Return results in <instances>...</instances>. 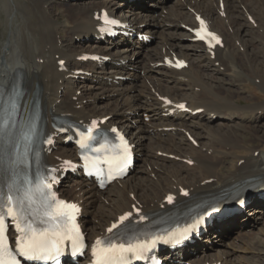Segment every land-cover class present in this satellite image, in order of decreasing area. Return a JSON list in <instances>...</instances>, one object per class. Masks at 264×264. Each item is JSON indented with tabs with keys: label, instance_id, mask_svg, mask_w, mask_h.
I'll use <instances>...</instances> for the list:
<instances>
[{
	"label": "bare ground",
	"instance_id": "6f19581e",
	"mask_svg": "<svg viewBox=\"0 0 264 264\" xmlns=\"http://www.w3.org/2000/svg\"><path fill=\"white\" fill-rule=\"evenodd\" d=\"M145 2L0 0V88L8 89L22 78L24 103L29 108L31 98L37 96L49 134H60L53 122L55 116L81 123L98 119L105 125L120 126L136 143L139 162L125 179L102 189L77 172L75 185L64 183L59 189L63 197L83 205L82 223L89 239L106 235L107 228L120 215L132 212L135 205L149 220L174 216L165 202L169 194H175L176 203L186 208L199 202L222 204L247 188L253 192L250 207L255 217L241 220L243 229L237 236L248 254L244 263L232 258L236 250L233 242L225 244L234 247L232 252L194 254L200 247L209 249L208 239H228L243 211L214 218L201 234L207 239L195 237L193 244L170 253L172 264H258L264 260V229L260 228L262 235L255 236L251 227L262 219L260 213L264 215V132L248 129L259 142L247 147L240 124L214 123L213 118L264 119V101L243 105L238 86L229 84L231 80L234 84L254 81L264 96V0H153L151 5L160 10H147ZM124 7L136 15V23L128 20L133 31L159 36L155 45H145L138 37L101 38L102 23L95 16L102 9L122 14ZM152 10L154 15L143 18ZM196 13L204 15L223 37L224 46L216 47L214 58L205 46L189 40L195 34L182 26H197ZM93 53L113 56L115 61L107 65L80 60ZM174 56L186 59L188 67L177 70L157 65ZM61 60H65L64 66ZM81 68L93 71L94 76L80 81L69 75ZM118 75L132 80L116 83ZM183 101L191 112L176 108ZM198 108H203L207 118L193 115ZM144 115L153 117L155 123L145 124ZM168 127L175 131L163 133ZM184 130L195 136L196 144ZM68 135H59L56 147L47 155L48 162L60 171L66 158L77 155L75 146L65 142ZM145 140L155 148L147 147ZM170 154L191 164L178 163ZM143 166L147 175L140 173ZM184 189L189 190L186 196L181 194ZM88 260L86 257L79 264H88Z\"/></svg>",
	"mask_w": 264,
	"mask_h": 264
},
{
	"label": "snow or ice",
	"instance_id": "6c2138e0",
	"mask_svg": "<svg viewBox=\"0 0 264 264\" xmlns=\"http://www.w3.org/2000/svg\"><path fill=\"white\" fill-rule=\"evenodd\" d=\"M201 24H204L202 20ZM198 35H200V33H198ZM205 35L219 42V38L215 37L213 33L205 32ZM205 35H200V38L204 39ZM178 66H182V62H178ZM180 107H183V105ZM185 195H187V193H185ZM52 199L55 200V196H53ZM168 199L169 202L172 201L171 196ZM9 200H11V197H9ZM22 211L23 208H21V212ZM75 211H78L76 205L69 204L63 200L58 202L54 210H46L45 215L49 216L51 221L54 222V228L57 229L55 231L51 229L34 228L30 222L26 223L25 227H20V225L17 224L18 230L23 233V236L16 241V248L18 249L19 255L29 259H54L53 253L58 255L61 251V247L59 243L52 240V237L60 235L58 229L61 226V222H63L65 227L68 226L69 222H74ZM8 214L16 215L12 207L8 208ZM129 216H131V213L121 216L120 221L123 222L127 220ZM112 227L115 228L117 225L113 224ZM68 231L76 233L75 238L72 236L68 237L75 243L76 239L79 238L78 227L74 223H71V227ZM109 231H111V229H109ZM62 238L63 237H61V239ZM100 243L101 241H97L98 245ZM139 249L140 246L125 247L124 245H110L107 248L98 249L97 264H124V254L128 252H135L138 254ZM0 264H20V260L17 258L16 253L7 242L5 236L4 213L2 210H0Z\"/></svg>",
	"mask_w": 264,
	"mask_h": 264
},
{
	"label": "rangeland",
	"instance_id": "374dc122",
	"mask_svg": "<svg viewBox=\"0 0 264 264\" xmlns=\"http://www.w3.org/2000/svg\"><path fill=\"white\" fill-rule=\"evenodd\" d=\"M88 1V0H87ZM176 1V0H175ZM153 3V0H146V2H145V5H146V7H147V10L149 9H153V10H160V8H158L157 6H155V5H151ZM171 5V4H170ZM123 6V5H122ZM124 10H125V15H127V18H129L130 20V22H132V23H136V15H134L133 14V11H130V9L128 8V7H124ZM152 10V11H153ZM154 15V11L153 12H150V13H146V14H143L142 16H143V18L144 17H146V15ZM134 15V16H133ZM152 17V16H151ZM134 19V20H133ZM147 21H148V23L150 22L149 20H150V17H148L147 16ZM154 34H151V37H150V40L149 41H146V44H150V45H155L156 43H157V41L159 40V36L157 37V35H154ZM184 42H187L188 43V40H186V39H184L183 40ZM93 45L94 46H96V44L95 43H93ZM141 47V46H140ZM140 47H138V49H141ZM122 49V48H121ZM149 51V50H148ZM123 55V53L121 54V56ZM118 57H120V56H118ZM118 57H117V59H118ZM161 65V64H160ZM221 68V73L222 74H225V69H224V67L222 66V67H220ZM99 74H101V73H99ZM88 77H93V76H88ZM87 77H85V78H81V77H79V78H77V80L79 79L80 81H83V80H85ZM132 80V78H131V76L129 77L128 75L127 76H125L124 77V79L122 80V82H124L125 84H127L128 82H130ZM96 81V80H95ZM94 81V82H95ZM232 81V80H231ZM231 81H229L230 83V86L232 87V88H234V87H237L238 86V88H239V92L241 93V96H243V99L240 101V103L241 104H243V105H245V104H248V103H251L252 101L253 102H263L264 101V96H262V94H261V90H260V88H259V86L257 85V84H253V82L254 81H250V82H248V83H231ZM257 82H258V80H257ZM117 83V82H116ZM234 85H236V86H234ZM79 93H81V90L79 91ZM103 101H101V103H103L104 101H105V98L104 99H102ZM198 117H204L205 116V118H207V116H206V114H203V113H200V114H198L197 115ZM221 117V118H220ZM248 118H243V119H240V118H237L236 119V117H234V119L232 120L231 118H224V117H222L221 115L220 116H218V118L216 119V118H213V122L214 123H229V124H232V123H234V122H236L237 124H240L241 126H246V127H241L240 126V128H241V130L242 129H245V130H242L243 132H245L243 135V137H244V139H245V146H252V145H255L254 143L256 142V143H258L259 141L258 140H256V137L255 136H252V134L248 131V129H256V131H258V132H264V119H261L259 122H251V121H249L250 120V116H247ZM236 119V121H234ZM143 120H144V123L145 124H148V122H149V125H151V123L153 124V123H155V121H154V119H153V117L151 118V116L150 117H147L146 115H144L143 116ZM151 121V122H150ZM147 122V123H146ZM256 125V126H255ZM258 125V126H257ZM134 126H136V125H134ZM250 126H253L254 128H252V127H250ZM163 130V133H166V132H173V131H175V130H164V129H162ZM185 133H186V130L184 131ZM246 132H247V134H246ZM155 136V135H154ZM156 138V137H155ZM145 142H146V146L147 147H149V145H150V149H151V147H154L155 148V146L153 145V143H151L150 141H148V140H145ZM150 143V144H149ZM152 145V146H151ZM262 148H264V147H261V149ZM148 149V148H147ZM257 156V155H256ZM171 158H174V157H171ZM139 160V159H138ZM182 160H184V159H182ZM182 160H177L176 159V161L178 162V163H181V164H191V162L190 161H187L186 159L184 160V161H186V162H184V161H182ZM188 162H190V163H188ZM145 168H146V166H143V170H141L140 171V173L142 172V173H145L146 174V172H145ZM140 169V168H139ZM140 175H142V174H140ZM147 175V174H146ZM149 176L152 178V177H154L155 179L157 178V177H155L154 175H152L151 176V174L149 173ZM76 177V176H75ZM75 177H73L74 179H73V182H75V183H77V181L76 180H78L77 178L75 179ZM72 182V183H73ZM71 183V182H70ZM252 210L251 209H247V211H245V214H242L240 217H239V221H238V224H236V225H234L233 226V229H232V231L231 232H229V234H228V239H227V237H218V238H212V239H208V245L210 246L209 247V249L208 250H206V249H203L202 247H200L198 250H196V251H198L195 255H202L203 253L202 252H211V253H216V252H218L219 250H229V251H233V246H230V245H225V244H227V242H233V244H235L236 245V250H235V254H234V252L232 253L233 255H232V258H235L236 257V259L237 260H239V263H241V261H242V259H243V261L245 260V258L248 256V254L247 253H245L244 252V250H242V246H243V242L242 241H240L239 239H238V235H239V233L238 232H240L241 231V229H243V227H242V225H243V222L244 221H241L242 219H244L245 217H247L246 216V213L248 212L249 213V216L250 217H253L252 219L254 220V217H255V215L251 212ZM259 216H261V220H259L258 222L259 223H257V226L256 227H251V229H253V233H255V236H260V235H262V231L263 230H261V229H264V215L262 214V213H260L259 214ZM244 227H246V226H244ZM249 228V227H248ZM261 228V229H260ZM258 231V232H257ZM257 232V233H256ZM259 233V234H258ZM231 236L233 237V238H235V239H230L231 238ZM204 238L205 239H207V237L206 236H204ZM231 240H233V241H231ZM245 240H249L248 238H246ZM203 243H205L204 241H203ZM238 246V247H237ZM240 246V247H239ZM239 248V249H238ZM238 249V250H237ZM202 251V252H201ZM195 252V251H194ZM178 257V256H177ZM242 261V263H244ZM258 264H264V260H261V261H259V263Z\"/></svg>",
	"mask_w": 264,
	"mask_h": 264
}]
</instances>
